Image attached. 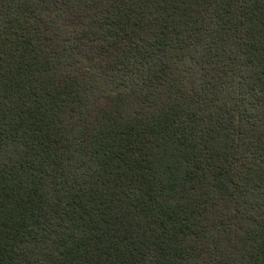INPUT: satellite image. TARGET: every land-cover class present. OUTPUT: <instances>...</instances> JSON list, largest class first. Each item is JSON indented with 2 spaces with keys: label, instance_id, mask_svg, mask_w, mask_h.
I'll return each instance as SVG.
<instances>
[{
  "label": "trees",
  "instance_id": "obj_1",
  "mask_svg": "<svg viewBox=\"0 0 264 264\" xmlns=\"http://www.w3.org/2000/svg\"><path fill=\"white\" fill-rule=\"evenodd\" d=\"M0 264H264V0H0Z\"/></svg>",
  "mask_w": 264,
  "mask_h": 264
}]
</instances>
